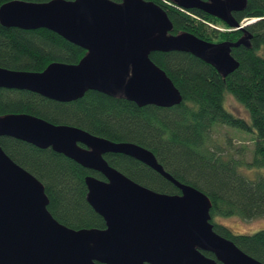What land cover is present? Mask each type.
<instances>
[{
    "label": "water",
    "instance_id": "obj_1",
    "mask_svg": "<svg viewBox=\"0 0 264 264\" xmlns=\"http://www.w3.org/2000/svg\"><path fill=\"white\" fill-rule=\"evenodd\" d=\"M241 31L234 42H210L173 26L149 0H11L0 6V24L48 29L85 51L77 63L52 62L40 72L0 67V88L27 90L58 102L94 90L138 107L179 105L182 95L150 58L155 51L190 53L225 78L239 63L234 47L251 48L252 34L233 13L247 0H171ZM0 136L51 148L87 175L85 200L105 227L72 229L49 212L45 187L0 146V264H264L218 234L210 198L167 172L153 152L134 142H116L68 124L27 113L0 116ZM129 156L171 182L179 193L143 186L111 166L104 155ZM204 253H211L209 257Z\"/></svg>",
    "mask_w": 264,
    "mask_h": 264
},
{
    "label": "trees",
    "instance_id": "obj_2",
    "mask_svg": "<svg viewBox=\"0 0 264 264\" xmlns=\"http://www.w3.org/2000/svg\"><path fill=\"white\" fill-rule=\"evenodd\" d=\"M8 1L11 0H0V6ZM149 1L166 11L173 34L190 32L210 42H234L241 36V31L229 30L221 20L203 11L181 9L171 0ZM234 17L238 22L253 20L246 25L252 34L251 48H232L231 54L239 66L225 78L190 53H150L151 60L179 89V105L138 107L94 90L75 101L58 102L27 90L0 88V116L27 113L53 124L73 125L96 136L134 142L151 150L174 178L210 198L214 230L264 263V228L240 233L218 221L219 217L232 216L243 220L264 218V0H247L246 9L234 13ZM84 54L82 48L48 29L24 30L0 24V67L40 72L52 62L77 63ZM227 96L237 102L236 109L226 106ZM239 108L241 112L236 111ZM217 126L251 134L250 159H246L243 146L235 153L232 147L221 146L215 137ZM0 146L15 163L42 182L49 199L47 208L57 221L72 229L105 227L103 219L85 200L84 178L93 175L102 179L98 172L51 148L39 149L15 138L0 136ZM104 157L143 186L159 193H179L171 182L129 156L109 153ZM204 254L213 257L211 253Z\"/></svg>",
    "mask_w": 264,
    "mask_h": 264
},
{
    "label": "rangeland",
    "instance_id": "obj_3",
    "mask_svg": "<svg viewBox=\"0 0 264 264\" xmlns=\"http://www.w3.org/2000/svg\"><path fill=\"white\" fill-rule=\"evenodd\" d=\"M253 20H245L246 23H250ZM226 106L228 108L236 109L237 102L231 97L227 96L226 98ZM237 112H241V109L236 110ZM244 111H242L243 113ZM215 137L218 139V142L221 146H230L235 153V149H240L242 146L245 149V157L246 159H250L251 157V150L253 147L251 134H248L243 131H238L235 129H231L224 126H217L215 128ZM229 139V140H227ZM228 141L230 145H228ZM219 222L224 223L225 225L229 226L233 231L240 232V233H254L259 229L264 228V218H255L250 220H243L236 216L226 217V218H218Z\"/></svg>",
    "mask_w": 264,
    "mask_h": 264
},
{
    "label": "flooded vegetation",
    "instance_id": "obj_4",
    "mask_svg": "<svg viewBox=\"0 0 264 264\" xmlns=\"http://www.w3.org/2000/svg\"><path fill=\"white\" fill-rule=\"evenodd\" d=\"M236 13V12H235ZM233 16H234V13H233ZM216 18V17H215ZM219 20V19H218Z\"/></svg>",
    "mask_w": 264,
    "mask_h": 264
},
{
    "label": "built area",
    "instance_id": "obj_5",
    "mask_svg": "<svg viewBox=\"0 0 264 264\" xmlns=\"http://www.w3.org/2000/svg\"><path fill=\"white\" fill-rule=\"evenodd\" d=\"M219 29H221V28H219Z\"/></svg>",
    "mask_w": 264,
    "mask_h": 264
}]
</instances>
